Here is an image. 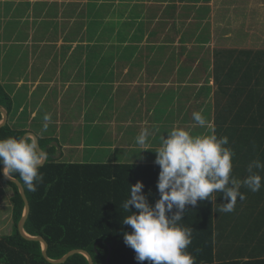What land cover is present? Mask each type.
Instances as JSON below:
<instances>
[{
	"label": "trees",
	"instance_id": "16d2710c",
	"mask_svg": "<svg viewBox=\"0 0 264 264\" xmlns=\"http://www.w3.org/2000/svg\"><path fill=\"white\" fill-rule=\"evenodd\" d=\"M172 5L175 19L177 8ZM94 7H106L109 11L116 9L109 3H95ZM194 9L191 4L187 8ZM133 17L131 15V19ZM196 17L202 20L204 14L196 10ZM135 24L141 25L142 21ZM198 25L201 26L200 23ZM199 40L203 43L201 46L210 42L209 23L201 28ZM201 46L200 56L207 54L201 59L207 64L214 60L218 93L219 90L226 93L218 101L217 115L212 117L208 113V118L204 116L209 127L195 129L204 130L205 135L214 132L218 138H228L229 143L225 147H230L234 152L231 176L242 182L248 175L249 163L256 159L264 163V49H216L211 54L210 47L206 49ZM220 100L228 105L221 104ZM0 105L8 112L12 109L11 98L1 84ZM225 112L230 115L226 117ZM232 113L235 115L232 116ZM27 133V130L7 124L0 128V139L23 138ZM39 142L48 160L39 167L43 182L37 185V190H27L18 173L9 174L22 183L30 203L26 233L46 240L51 260H60L71 251L83 250L92 256L95 264H139L134 258V250L126 246L123 240L124 233H131L132 229L122 223L123 218L131 214L122 205L129 197L130 185L140 181L145 186L143 192L149 204L154 206L160 198L157 191L159 166L63 162L56 159L58 151L51 140L41 138ZM243 148L246 150L242 152ZM1 168L2 165V177ZM254 171L264 177V170ZM2 178L14 189V230L9 235L0 236V264H51L43 256L41 243L26 240L20 235L18 225L25 211V203L18 187ZM240 191L245 199L241 201L238 198L235 210L230 213L217 209L215 192L209 200L198 201L195 207L186 205V212L179 224L193 228L192 243L187 251L195 257L196 264H264V233L256 241L264 231V180L258 192H252L243 185ZM240 209L247 211L245 218L235 216ZM131 211L135 209L131 208ZM175 211L173 209V213ZM230 217L232 221L228 220ZM239 227L242 231H235ZM63 264L89 262L84 255L77 254ZM143 264H148V261Z\"/></svg>",
	"mask_w": 264,
	"mask_h": 264
},
{
	"label": "rangeland",
	"instance_id": "374dc122",
	"mask_svg": "<svg viewBox=\"0 0 264 264\" xmlns=\"http://www.w3.org/2000/svg\"><path fill=\"white\" fill-rule=\"evenodd\" d=\"M10 0H0V3H3L2 11L0 12V29L4 28L7 30V32H17L16 33V40H14V43L16 42L15 47L10 48L9 54L6 56L5 59V65H3V61H1L2 68H8L7 71L9 76H13L16 74H19V76H22L23 74L26 76H36L38 80H47L51 76H53V73H55V76H57V72H55L56 69H60L63 71V67L65 65V61H59V56L57 55V50H55L54 45L56 42L61 41L64 37L65 42L68 43L70 46H67L66 48L64 46V50L61 51V53L65 54L66 49H70L73 47L75 42H83L85 44H89L90 50L88 54V62H92L95 60L94 58H97L99 55H102L104 50V59L112 60V59H121V64L116 67L114 72L112 74H107L106 79L101 83L102 87L99 88V93L97 95V100L95 102V106L90 109L87 118L92 122L94 119H98L99 121L96 123L97 130L92 134L91 140L89 142H92L93 144H96L99 138H101L102 135V129L104 128V122H106L107 116L110 115L113 108L117 106L121 101L124 99H121L123 96H126L127 92L125 89L118 90L115 92L113 97L111 98L109 95H104L105 90L108 92L110 87L115 85V77L117 80L121 78V73H123L126 68L127 71L130 72V76L133 77L135 74V71L137 72L140 69L141 65V59L143 57L144 50L142 48L141 43L142 41H139L142 34L138 32L133 37H129V31L131 26H136V23L143 22L140 27L139 31L142 30L144 33L145 30H143L145 27H147L148 33L150 34L155 29L156 31L153 33L154 37L160 36V30H163L162 32L164 35H167V42L169 37H173L175 33L178 31L182 33L181 35L185 38L184 41H182L180 44H183V47L187 49L188 53H194V55L199 54V49L201 44L199 37L201 35V28H203L207 23L210 25V31H211V40L209 43H205L203 48H209L211 54L214 53L216 49H237V50H263L264 49V0H194V2H191L189 0H47V1H54L57 7L60 9L65 10L67 13H71L73 11H79V9L82 7L84 12H87L90 14L86 18V16H74L73 18H77L76 20L70 18L65 19L66 16H69V14L65 13V16H59L54 19H48L47 21L42 19L43 16H48V18L51 16V8L46 10V7L49 6V4L46 1H42L40 4L36 5V10L40 12H44L43 15H40L37 19V17H34L31 15V12L33 11V8L30 4L28 5H20L14 4L12 2H6ZM20 1V0H17ZM26 1V0H23ZM29 1V0H28ZM36 2L37 0H32ZM4 2H6L4 4ZM95 3L102 4V3H109L113 4L116 9H114V12L116 13V18L114 16H109L112 14L113 10L109 11V8L103 7L102 9L95 8ZM173 4L177 8V14L174 19V13L175 11L171 9L170 4ZM193 5L195 9L187 10L189 5ZM172 5V6H173ZM196 10L202 11V15L204 14V17L202 20L200 18L196 17ZM105 13V16L100 18L98 21L96 18H94L95 13H100L102 16V13ZM109 12L108 14H106ZM134 12V13H132ZM64 13V11H63ZM131 15L134 16L133 19H131ZM142 15L143 18L138 16ZM100 16V17H101ZM173 17V18H172ZM106 18V19H105ZM121 20V23L117 24V21ZM102 19V20H101ZM33 22V23H32ZM101 22V23H99ZM29 23H32L29 24ZM201 24L199 26L198 24ZM34 25H41L39 26L38 30ZM104 27L103 32H99L101 28ZM31 32L32 41L29 40V33ZM38 31V33H36ZM151 31V32H150ZM191 31V33H188ZM62 33L64 35L62 36ZM100 33V34H99ZM97 36V37H94ZM176 36V35H174ZM164 37H162L160 40H162ZM47 39V41H44L45 43H48L44 46H42V40ZM80 40V41H79ZM127 41L130 42V47H125L123 51L120 49L124 47V43ZM199 40V41H198ZM20 42L24 43H31L33 48L31 47L27 51L22 52L21 51V44ZM108 42H111L110 45ZM121 43L120 46L118 43ZM37 45H35V44ZM41 43V45H40ZM150 43V42H149ZM161 43V42H160ZM169 46L172 48V46H178V43L172 44V42H169ZM40 45V46H39ZM155 44L153 45L154 48ZM152 48V45L149 44V49L147 47L146 52L147 54L150 52V49ZM168 48V47H167ZM175 47H173L171 50H174ZM159 48L157 47V50ZM77 50H80L78 48ZM75 50L76 53H80L79 51ZM159 53L163 52L162 49L158 50ZM21 53L22 55L17 61L16 56L17 53ZM29 52H33L32 58H28ZM118 52L121 55L119 58ZM192 55V54H191ZM205 55H207L205 53ZM205 55H202L201 58H203ZM193 56V55H192ZM133 58V59H132ZM153 58V57H152ZM62 59H65V55L62 57ZM132 59V63L130 62ZM31 60V61H30ZM80 60V58L76 56L71 57V61H69L65 68L73 70L74 66L77 65V61ZM191 60L185 61L182 65L181 69L179 70V74L186 75L188 71L191 68ZM137 62L136 68L131 67L134 62ZM204 61V60H203ZM56 62H58V66H56ZM211 64L209 67V72L211 70H214V60H211ZM161 65V60L158 58L155 60L154 63H152L151 67L149 68L148 73V79L153 80L152 73L156 72L157 65ZM134 65V64H133ZM109 65H105L101 69L104 73L105 70L108 68ZM129 66V67H128ZM135 66V65H134ZM87 69V68H86ZM151 69V72H150ZM88 70H91L90 67H88ZM86 71V70H85ZM85 71L80 70V72L75 73L74 78H80L81 76H85ZM87 72V71H86ZM209 76L204 78V76L200 77V81L198 82L199 86H197V90L193 93L191 100L197 99L199 97L198 102L204 101L205 106H200L201 108L204 107V110H200L203 116L208 118V113L213 115L214 117V111L215 115H217V106L218 101L220 98L225 96V90H219L220 94L218 93L217 86L214 85V81L211 77V73L208 74ZM63 76V73H62ZM129 77V78H131ZM211 85L210 93L207 92L205 98L203 97V94H201V89L205 87V84ZM123 88H125V84H121ZM94 86V85H93ZM106 88V89H105ZM105 89V90H104ZM230 89V88H229ZM8 93H14L15 96H17L16 102V108L19 109L21 106V98L17 95H24L23 90L17 91L16 88L14 90L11 87H8L7 89ZM139 91L131 92L133 93L132 97L130 98L129 105L130 107H135L136 100L138 97ZM70 92V96L68 94L67 102L64 104H68L69 102L73 101L75 98H73V95ZM170 93H176L175 90H171L170 92L166 93V95H169ZM185 95L191 94L190 92H183ZM182 92L178 94L180 105L187 104V100L184 101V94ZM206 93V92H205ZM95 94V90L92 89L90 86L87 88V93L82 96V101L88 102L91 100L92 95ZM164 94L162 88H159V90L154 89L151 91L150 98L147 100L145 105H152L151 101L153 98H155L158 95ZM25 96V95H24ZM209 96L208 98H206ZM167 99V97H166ZM33 100H36V97L34 96ZM48 104L51 105L54 103L55 98L50 97L47 98ZM222 103L226 106L228 104L224 103V101L220 100ZM78 104H75L76 107L80 106V98L76 99V102ZM104 102H107V106L105 107V111H103L102 114H100L98 111L99 109L103 107ZM192 103V105L194 104ZM63 104V106H64ZM82 105V104H81ZM163 104L160 105V107ZM208 105V106H207ZM232 105V103H231ZM62 104H56L55 105V112L54 113V119L55 121L53 123H49L47 131H41L43 122L39 124H34L31 129L36 133V135H43L45 137H49L51 134V131L55 128H62L61 124L57 121L61 119L60 117H63L66 122L69 121L68 129L64 130L66 126L62 128V131L58 133V138L62 137V139L69 138L71 146L70 148L64 150V158L61 160L65 162L67 158H70L73 156L74 158L82 159L83 163H97V164H103V163H113V164H155L154 161L156 159V153L154 152L157 148H151L148 150L147 156L144 157V152L142 151L141 146H134V147H126L125 149H133V151L128 152L126 155L120 151V149L117 148V145L114 147L113 145L110 146L112 140L109 138H106L104 141V146L98 147V153L97 151H87L85 154L84 151L81 149L78 150V143H81L83 140L84 134V124L82 125V120H80V116L78 114V108L72 107V109L67 110L66 113L58 114V111L62 109ZM191 106V102H190ZM53 107V106H51ZM195 107V105H194ZM131 108H123L121 114L125 119L127 126H135V130L133 131V127H130L127 129L128 139H134L135 136H138L142 130L140 129L138 131L139 125L141 124L142 127L145 124V121L143 123H138L135 125L128 124L127 118L129 116V111ZM241 111H239L240 113ZM227 113L226 117L230 115L229 112ZM155 117V112H153ZM235 115V113H232V116ZM40 118V117H39ZM41 119V118H40ZM65 122V121H64ZM194 123V122H193ZM86 124H92V123H86ZM55 127H54V126ZM64 125V124H62ZM39 126V127H37ZM122 125L119 123L116 127L117 133H119ZM209 126V125H207ZM183 127V126H182ZM40 132V133H39ZM166 132V131H165ZM165 132L162 131L160 134V137L158 140H161L160 138L165 135ZM208 131H206L207 133ZM113 133V132H112ZM213 134V132H212ZM193 136L197 135H205L204 130L197 128L193 130ZM60 136V137H59ZM92 139L94 141H92ZM60 140V139H59ZM134 141V140H133ZM132 141V143H133ZM136 141V140H135ZM54 142V141H52ZM101 142V141H99ZM152 143V142H151ZM153 144H156V141L153 142ZM242 144H240L241 146ZM56 150L58 151V146L55 145ZM145 147V146H144ZM242 147V146H241ZM246 149H242V152ZM76 156V157H75ZM60 153L56 154V159L59 160ZM70 160V159H68ZM92 160V161H89ZM76 163H80L76 161ZM2 173V171H1ZM3 177V173H2ZM0 175V183H2L3 178ZM3 186L0 187V200H3L4 203H2L5 207L4 209L0 208V236L9 235L14 230V222L12 219V196L14 189L7 185L4 181L1 184ZM3 192V194H2ZM223 193H216V205L217 209L222 212L221 205L226 203L223 195ZM1 195L4 197H1ZM245 207V206H243ZM240 217H246L247 211L239 210L237 215ZM232 221V218L230 217L228 220ZM235 231H242V229L239 227Z\"/></svg>",
	"mask_w": 264,
	"mask_h": 264
},
{
	"label": "crops",
	"instance_id": "0c3cea01",
	"mask_svg": "<svg viewBox=\"0 0 264 264\" xmlns=\"http://www.w3.org/2000/svg\"><path fill=\"white\" fill-rule=\"evenodd\" d=\"M42 1H46L49 4V6L46 7V10L51 8L52 14L49 18L48 16L45 15L40 20L44 19L47 21L48 19H54V18L57 19V17L65 16V13H67L66 9L65 10L61 8L59 9L54 1L37 0L36 2H34L32 0H29V1L28 0L26 1L10 0L6 2H12L13 4L14 2H16V4H20V5L24 4L25 6L30 4L33 8L31 15H33L34 17H37L38 19V17L40 15H43L44 12H40V10L37 11L36 5L40 4ZM6 2H4V4ZM2 4L3 3H0V12L2 11V8H3ZM67 14H69V16L65 17L66 20L70 18L74 19L73 18L74 16L79 17L81 16V14L86 16V18L88 17V15L90 16V14H88L87 12H84L82 7L79 9V11H73ZM93 16H95L96 19L99 21L100 18L104 17L105 15L102 13V16H101V14L95 13V15ZM109 16H114V17L116 16V13L114 12V10L112 14ZM141 18H143V16H141ZM76 19L77 18H75L74 20ZM119 22L121 23V20H119L118 18L117 24H119ZM32 23H29V24L32 25ZM35 26L38 27L37 28L38 30H40L39 26L41 25L39 26L34 25L33 28H35ZM139 27H140V24L136 26H131L130 30H128L129 37H133L138 32L142 31V30L139 31ZM103 30H104V27L101 28L99 32H103ZM143 30H145V32L144 33L142 32V36L140 37L139 41L143 42L140 45H142L144 53L146 52L147 47L149 49V44L152 45V48L150 49L149 53L145 55L143 53L140 69L138 72L137 70L135 71V74L133 75V77L130 76L131 71L128 72L127 71L128 68H126V70L123 73H121V78L119 80H117L115 77L114 83L116 84L112 86L113 88L106 87V88H109L108 92L105 90L106 88L104 89L105 90L104 95H109L111 98L113 97L115 92H117L118 90L125 89L129 93H127L126 96H123L121 98L124 100L121 101L117 106H115L112 112L110 113V115L107 116L106 122H104V126H103L104 128L102 129L101 138H99L100 140L95 142L96 144H93L92 142H89V141L91 140L93 131L95 132L97 130L96 123L99 120L94 119L92 122H90V120H88L87 118V115L90 109L92 108V106L96 107L94 104L97 100V95L99 93L98 89L102 87L101 83L106 79V76L108 73L112 74L114 70L116 69V67H118V65L121 64L122 60L119 58L121 56L119 52L117 56V58L119 59H112V60L106 59L105 61L103 57L104 56V50H103L102 55H99L97 58H94L95 60H93L92 62H88V54L90 50L89 44H85L84 41L75 42L73 47H71L70 49H66V53L63 54L61 53V51L64 50L63 49L64 46L66 48H68L67 46H70L68 43L65 42V39L63 37L61 41L56 42V44L54 45L55 50H57V55L59 56L58 62L60 60L65 61L63 71L60 69L55 70V72H57L56 73L57 76H55V73H53V76H51L47 80H38L36 76L33 77L31 75H28L25 77L24 74L22 76H19V74H16L11 77L9 76L7 72L9 69L2 68L1 61H3V65H5L4 58H6V56L9 54L10 48L12 47L14 48L16 45V42L14 43V40H16L15 37H16L17 32L15 31L7 32V30H5L4 28H1L0 29V84L2 85L5 92L9 95L12 101V109L9 112V119H8L7 124H9L13 128L27 130L28 133L34 134L39 139L43 138V139L54 141V142H51V144L54 146L55 145L58 146V151L60 153L59 160H62L64 158V150L70 148L71 143H70L69 138L62 139V137L60 136H59L60 138H58V133L62 131V128L64 126H66L64 130L68 129L67 124L69 123V121L66 122V120L63 117H60L61 119H59L57 122L62 123L64 125L61 124L62 128H55L53 132L51 131V134L49 137H45L42 134L38 136L31 129H35V128H32L34 124H39L40 122L41 123L43 122L44 124L43 118L45 114H51L50 123H53L55 121L54 113H57L54 110L55 105L62 104L63 106L64 101L65 103L67 102L68 94L70 96V92L72 91L71 94L73 95V98L75 99L69 102L68 104H64L62 109L58 111V114H60V112L61 114L66 113L68 108L72 109V107L75 106V104H78V102L75 103L76 99L80 98V106L79 107L75 106L74 108H78V114L80 116V120H82V125L83 124L85 125L84 126L85 135L83 136V140H85V142L82 141L81 143H78L77 146H78V150L81 149L82 151H84L85 154L87 153V151H90V150L97 151L98 153V150H99L98 147L104 146L105 139L109 138L110 140H112L109 145L110 146L113 145L114 147L117 145V148L120 149V151L126 155L128 152L133 151V149L122 150L123 148L134 147L137 145L135 141V138L137 136H135L134 139L133 138L128 139L129 141H127L126 139L128 138V134H126L127 129H129L130 127H133V131H134L135 126H131L130 124L135 123L136 125L138 123L139 124L143 123L144 121H145V124L143 125V127L140 124L138 131L142 128L143 129L146 128L152 133V135L149 136L145 147H141L142 151L144 152L143 153L144 157L147 156L148 150H150L151 148H157L160 146L161 140H158V138L160 137V134L162 131L164 132L166 131L164 135L165 139L168 136L167 132H169L174 126L184 128L185 130H188L190 134L192 135L193 130L196 127H199L193 121L192 114L193 112H200V110H204V107L201 108L200 106H205V104H204V101L198 102L199 97L201 96L197 97L195 102L194 100H191V97L193 93L197 90V86H199L198 82L200 81L201 79L200 77L202 76L206 78L209 76L208 74L211 73L210 78L213 79L214 81L213 84L216 85L214 70L212 69L211 72H209V67L212 62H210L209 64L205 63V60L201 59L200 52L197 55H194L193 51L192 53L187 52V49L183 47V44H180L185 39L181 35L184 32L180 33L178 31L177 33L174 34L176 36L172 35L173 37H169L168 42H167V35L166 36L164 35V33L162 32L163 30L159 31L160 32L159 37L153 36V33L156 31V29L153 32L150 31L151 32L150 34L148 33L147 27H145ZM31 32L32 30L29 33L28 41L32 39ZM36 33H38V31H36ZM188 33H191V31H189ZM63 35L64 33H62V36ZM94 37H97V36H94ZM162 37L164 38L160 40ZM44 41H47V39L42 40V46L45 47V45L48 43H45ZM169 42H172V44L178 43V46L176 45L172 46V48L173 47L175 48L174 50H171L172 48L169 46L170 44ZM110 43L111 42H108L109 45ZM20 44H21L22 52L24 51L26 52L27 47L28 49H30L31 47L32 48L34 47L31 45V43L27 44L24 42H20ZM120 44L121 43L119 42L118 45L120 46ZM131 44L129 41L126 40V42L124 43V47H122L120 50L123 51L125 47L127 46L130 47ZM154 44L155 46L153 48ZM157 47L159 48L158 50L162 49L163 52L159 53V51L157 50ZM78 48H80V50H77ZM75 50L79 51L80 53L79 54L76 53ZM22 52L17 53V56L15 58L17 59V61H19L22 55ZM64 55H65V59L63 60L62 57ZM32 56H33V52H29L28 58L31 59ZM72 56H76L80 58V60L77 61L78 62L77 65L74 66L73 70H71V68L70 69L65 68L67 63L71 61ZM158 58L161 60V65L160 64L157 65L156 67L157 71L154 73L151 72V69H150V72L153 75L152 77L153 80H149L148 79L149 68L151 67L152 63H154L155 60H157ZM132 59L128 63H132ZM190 59H192L191 65H190L191 68L188 71V73L185 76L179 74V70L181 69L184 62L189 61ZM58 62H56V66H58ZM133 64L131 67L136 68L137 62L135 61ZM105 65H109V66L103 73L102 72L103 70L101 68L104 67ZM88 67H90L91 70H88ZM82 69L83 71L85 70L87 71V72L85 71L86 75L81 76L78 79L74 78L75 73L80 72V70ZM62 73H63V76H62ZM121 84H125V88H123ZM89 86L95 90V94L92 95L91 100H89L88 102L84 100L83 102H81L82 96L87 93V88ZM8 87H11L13 90L14 88H16L17 91L23 90L25 96L24 95L21 96L19 95V93L17 94L23 101L21 102L22 104L19 109L16 108L17 106L15 102V100H17V96H15L14 93H8L7 92ZM159 88H162L164 94L158 95L155 98H153V100L151 101L152 105L150 106L145 105L144 103H146V99L148 100L150 98L151 91L154 89L159 90ZM171 90H175L176 93H170L169 95L165 96V94L170 92ZM210 90H211V85L208 83L205 84V87L201 89L202 91L201 94H203L204 98L207 92L210 93ZM134 91H139L138 97L136 100L135 107H130L129 101L133 95V93L132 94L130 93ZM185 91L190 92L191 94L185 95L183 93ZM181 92L185 96L183 99L184 101H186V99L189 98V100H187L188 102L186 101L187 104L180 105V100L177 97H179L178 94ZM34 96L36 97L35 101L33 100ZM50 97L55 98L54 103L51 105H49L47 101V98H50ZM208 97L209 96H207L206 98ZM190 102H191V106H190ZM193 102L194 104L192 105ZM107 104H108L107 102H104L103 104L104 108H101V110L100 109L98 110L100 111L99 112L100 114H102L103 111H105L106 109L105 107L107 106ZM161 104L163 105L160 107ZM123 108H131L130 111L128 112L129 116L127 118V122L130 126L126 125V122H125L126 117L124 118L123 115L121 114ZM153 112H155V117H154ZM215 112L216 111H214L213 113L214 117H215ZM1 122L2 121H0V123ZM88 122L92 124H89V125L86 124ZM119 123L122 125L121 126L122 129H120L119 133H117L116 127ZM92 141L94 140L92 139ZM154 141H156V144H153ZM76 161L83 163L82 159L74 158L73 156L65 160V162H69V163H76ZM89 161H92V160H89ZM2 183H0V187L3 188V186L1 185ZM216 193L217 192H215V204H216ZM1 197L3 196L1 195ZM2 203H4L3 200H0V208L4 209L5 206ZM245 232L246 231L241 232V234L244 235ZM263 233L264 231H262L261 234H259V237L256 240L257 242L259 238L263 236ZM256 234H258V228L256 229Z\"/></svg>",
	"mask_w": 264,
	"mask_h": 264
},
{
	"label": "clouds",
	"instance_id": "9594fccd",
	"mask_svg": "<svg viewBox=\"0 0 264 264\" xmlns=\"http://www.w3.org/2000/svg\"><path fill=\"white\" fill-rule=\"evenodd\" d=\"M42 131H47L51 114H45ZM196 125L204 128L208 120L201 112H193ZM165 139L162 136L156 153L155 165L159 166L157 191L160 198L150 205L144 194V184L137 181L130 185L129 197L122 207L131 214L122 223L130 226L125 232L126 246L135 252L139 264H196L195 257L187 251L192 243L193 228L179 224L186 212V205L197 206L198 201L209 200L213 192H222L226 203L221 211L235 210L237 199H245L240 187L252 192L260 191L262 177L256 170H264L259 159L249 163L247 177L241 182L231 176L234 152L228 138L210 135L193 136L188 130L174 126ZM152 133L143 129L135 138L138 146L144 147ZM47 154L38 149L36 140L25 138L0 139V165L3 174L18 173L27 190L35 192L43 182L39 167ZM134 208L135 211H131ZM173 209L176 211L173 213Z\"/></svg>",
	"mask_w": 264,
	"mask_h": 264
},
{
	"label": "water",
	"instance_id": "95a60500",
	"mask_svg": "<svg viewBox=\"0 0 264 264\" xmlns=\"http://www.w3.org/2000/svg\"><path fill=\"white\" fill-rule=\"evenodd\" d=\"M0 113H1L2 118H3L2 122L0 123V128H1V127H4L5 125H7V122H8V119H9V112H8V110L6 108H4L3 106L0 105ZM25 137H27L28 139L29 138L30 139L34 138L36 140L38 149H41L39 138L37 136H35L32 133H27V134H25L23 136V138H25ZM47 160H48V155H47L46 161L40 167L44 166L46 164ZM1 171L3 173V165H2ZM3 177L8 182H11V183L15 184L18 187L19 193H20V195H21V197H22V199H23V201L25 203V211H24L23 217H22V219H21V221L19 222V225H18V230H19L20 235L23 238H25L26 240L35 241V242L41 243L42 247H43V256L48 262H50L51 264H63L69 258L73 257L74 255L81 254V255H84L87 258L89 264H95L92 256L88 252L83 251V250H74V251L69 252L67 255H65L60 260H51L48 257L49 245L46 242V240L44 238H42V237H32V236L28 235L26 233V231H25V225H26V222H27L28 217L30 215L31 207H30V203H29V200L27 198L24 186L22 185V183L19 180L10 177L6 172L3 174ZM108 262H109V257H108Z\"/></svg>",
	"mask_w": 264,
	"mask_h": 264
},
{
	"label": "bare ground",
	"instance_id": "6f19581e",
	"mask_svg": "<svg viewBox=\"0 0 264 264\" xmlns=\"http://www.w3.org/2000/svg\"><path fill=\"white\" fill-rule=\"evenodd\" d=\"M11 177V176H10Z\"/></svg>",
	"mask_w": 264,
	"mask_h": 264
}]
</instances>
